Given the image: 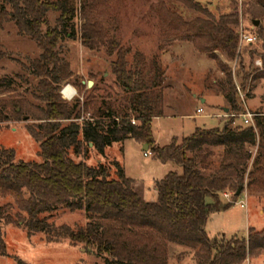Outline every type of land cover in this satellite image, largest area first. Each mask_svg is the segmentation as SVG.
Here are the masks:
<instances>
[{"label":"trees","instance_id":"trees-1","mask_svg":"<svg viewBox=\"0 0 264 264\" xmlns=\"http://www.w3.org/2000/svg\"><path fill=\"white\" fill-rule=\"evenodd\" d=\"M179 1L208 19L187 23L176 17L171 27L177 34L189 31L198 52L217 62L226 79L228 114L241 115L244 107L233 72L214 52L221 51L228 62L239 61L237 77L243 90L251 72L259 73L254 68L256 57L263 60L264 70V54L253 50L249 63H244L236 13L216 21L204 6ZM249 2L260 8L264 20V0ZM53 14L56 18L51 23ZM78 19L82 46L90 51L106 47L107 56L115 58L111 72L124 91L118 106L111 101L98 104L92 95L94 88L86 101L61 98L60 84L75 76L70 62L62 59V49L65 41L75 40ZM5 25L14 26L17 34L37 43L40 50L26 66L31 80L36 81L33 99L38 103L21 95L11 101L3 99L16 93L11 80L0 81V125L32 122L27 131L39 143L42 160L16 162L14 152L0 146V199H14L28 216L16 225L29 234H44L48 243L67 240L82 244L86 250L94 249L99 257H106L107 264H169V248L174 245L184 249L183 255L193 253L197 264H244L248 256L264 253V230H249L246 238L228 241L223 235L210 238L206 233L209 217L232 208L240 187L242 192L246 187L249 192L264 193V115L255 112L254 126L245 125L242 118V124L237 125L239 116L227 118L222 127L197 128L187 138H173L169 146L159 147L152 121L164 117L161 87L165 73L156 60L148 64L136 53L129 61V49L115 40L106 41L103 26L91 8L77 14L71 0H0V32ZM257 29L262 36L263 30ZM7 57L0 45V61ZM261 78L264 75H255L250 82ZM126 140L140 142L162 164H174L181 170V174L172 171L156 182V202L145 201L134 190V181L118 162L87 163L91 151L104 158L113 145L120 146L122 152ZM71 151L82 160L70 158ZM216 152L221 159L218 167L213 160ZM225 192L233 195L231 202H222ZM59 207L84 211L88 220L85 227H55L41 218ZM7 214L0 207V221ZM6 223L14 224L11 217ZM1 231L0 252L4 253Z\"/></svg>","mask_w":264,"mask_h":264},{"label":"rangeland","instance_id":"rangeland-1","mask_svg":"<svg viewBox=\"0 0 264 264\" xmlns=\"http://www.w3.org/2000/svg\"><path fill=\"white\" fill-rule=\"evenodd\" d=\"M191 1L207 8L216 21L221 16L236 13L240 20L236 28L238 34L243 30L245 34H254L258 37L259 41H255L251 46L239 40V53L245 64L249 63L251 51L256 50L264 54V20L260 15V8H256L249 0ZM71 3L77 14L91 8L103 26L106 41L115 40L122 47L130 50L129 61H132L134 54L139 53L145 58L146 63L149 64L153 60L159 63L165 73L161 87L164 117L154 119L152 125L154 139L157 140L159 147L170 145L172 137L181 141L197 128L222 127L227 120L226 114L222 112L223 108L229 107L222 98L227 92L225 75L211 56L198 52L189 31L181 30L182 32L177 34L171 27L173 25L171 21L176 17L182 22L191 23L196 19H208L207 15L197 12L179 0H71ZM55 18L56 15L53 14L51 23ZM254 21H258L259 25L255 26ZM76 25L75 40L65 41L62 49V59L70 62L75 76L60 84L59 90L61 86L70 84L78 97L86 101L94 88L92 95L97 99L98 104L111 101L116 106L120 105L124 91L118 86L111 72V62L115 58L107 56L106 47L95 51L84 48L79 41L81 27L79 19ZM258 27L263 30L262 36ZM0 45L8 56L0 61V81L4 78L11 80L12 90L16 93L11 97L3 96L5 97L3 99L11 101L12 98L21 95L33 104L38 103L33 99L36 81L31 80L26 69V66L40 54L37 43L17 34L14 26L5 25L0 32ZM214 55L219 62H227L233 72L239 99L244 107L242 114L258 112L264 115V78L257 79L253 84L250 82L255 75L258 77L264 75L261 57H256L254 60V68H258L259 73L251 72V79L247 88L243 90L240 87V78L237 77L239 61L228 62L226 55L218 50ZM258 60L262 64L260 67L255 65ZM88 81H93L94 85L89 87ZM202 99L206 100L204 105ZM197 108L203 109L204 113L197 114ZM219 116H222L221 119ZM256 122L254 120V124ZM238 124H242L241 118H238ZM31 125L30 121H10L0 125V146L12 150L16 162L42 161L39 157V143H36L27 131V126ZM122 149L121 152L120 146L113 145L107 149L104 158L91 151L87 163L94 165L97 162L102 164L118 162L123 167L124 174L135 181L134 189L138 191L140 188L145 192L146 200H152L151 194L157 180L163 179L172 171L181 174V170L174 164L164 165L152 154L145 157L146 151L140 142L126 140ZM69 157L76 161L82 160L75 158L72 151ZM219 157L216 152L213 158L214 167H218L221 161ZM113 171L115 172V169ZM221 200L223 203L231 202L232 197L227 199L222 195ZM207 201L211 202L210 199ZM233 205L230 210L208 219L206 233L210 238L223 235L228 241L233 237L246 238L249 230L256 232L264 230V193H252L245 187ZM0 207L8 212L0 221L2 240L6 246L5 252H0V264H107L106 257H99L94 249L86 250L82 244L73 245L67 240L48 243L44 234H29L24 227L16 225L26 220L28 216L19 209L14 199H0ZM8 217L12 218L14 224L6 223ZM41 218L55 227L65 225L75 230L85 227L88 222L84 211L72 212L63 207L43 214ZM182 253H184L183 248L170 246L169 264H197L193 253L185 255ZM244 264H264V253L259 256H248Z\"/></svg>","mask_w":264,"mask_h":264},{"label":"built area","instance_id":"built-area-1","mask_svg":"<svg viewBox=\"0 0 264 264\" xmlns=\"http://www.w3.org/2000/svg\"><path fill=\"white\" fill-rule=\"evenodd\" d=\"M239 37H240V41L241 42H245L247 44H250L252 45L255 41L258 40V37H256L254 34L251 35V34H245L243 30L240 31L239 33ZM255 65L260 67L262 64H261V61L258 60L255 62ZM71 87V90L69 91V88ZM60 95H61V98L66 101V102H70V101H73L75 100L76 98H79L78 97V94L77 92L75 91V89L69 84V85H65V86H61L60 90ZM198 114H202L203 113V110L200 109L197 111ZM240 118H242V121H244V124L245 125H250V126H254V118L256 116V114H252L250 112H246L245 114H241V115H238ZM237 115L235 114H226L225 117L226 118H231V119H234V118H237L238 117ZM132 124L135 125L134 122H132ZM151 155L150 152L146 151L144 153V156L147 157ZM223 196L227 199H230L233 195L231 193H224ZM241 206L244 207L243 204H240Z\"/></svg>","mask_w":264,"mask_h":264},{"label":"crops","instance_id":"crops-1","mask_svg":"<svg viewBox=\"0 0 264 264\" xmlns=\"http://www.w3.org/2000/svg\"><path fill=\"white\" fill-rule=\"evenodd\" d=\"M259 41V40H258ZM257 41V42H258ZM250 45V44H249ZM253 45V44H252ZM251 46V45H250ZM222 94V93H221ZM220 94V95H221ZM223 96V97H222ZM221 97L225 100V97H224V95H222ZM202 104L204 105V103L206 102V100L205 99H202ZM225 102H226V100H225ZM201 108H197V110H196V113H197V111L198 110H200ZM225 109H227V108H223V113H224V115L225 114H227L224 110ZM203 110V109H202ZM203 113H204V111H203ZM202 113V114H203ZM198 114V113H197ZM199 115H201V114H199ZM221 117L222 116H219V119H221ZM163 117H161V118H154V119H162ZM154 121V120H153ZM153 121H152V123H153ZM225 123V122H224ZM153 125V124H152ZM173 138H176V137H172L170 140H171V143H172V139ZM156 144L158 145V143H157V140H156ZM159 146V145H158ZM169 146V145H168ZM143 149H144V146H143ZM145 151V150H144ZM162 180V179H161ZM161 180H157L156 182H159V181H161ZM156 182H155V184H154V187H153V192H152V194H151V199L152 200H146V196H145V192L142 190V189H140L139 188V190L138 191H136L135 189V191L139 194V195H141L142 196V198L145 200V201H147V202H156V199H157V191H154V188H155V185H156ZM134 184H135V181H134ZM135 188V187H134ZM230 210V209H229ZM228 211V210H227ZM226 212V211H225ZM220 214V213H219ZM214 215H216V214H213V215H211L210 217H209V219L212 217V216H214Z\"/></svg>","mask_w":264,"mask_h":264},{"label":"water","instance_id":"water-1","mask_svg":"<svg viewBox=\"0 0 264 264\" xmlns=\"http://www.w3.org/2000/svg\"><path fill=\"white\" fill-rule=\"evenodd\" d=\"M254 25H255V26H258V25H259V22H258V21H254ZM87 85H88L89 87H92V86L94 85V83H93V81H88V82H87ZM202 103H203V102H202ZM224 111H225L226 113H228V109H225ZM91 146H92V144H91ZM144 150L147 151V147H146V146H144ZM241 192H242V188L240 187V189H239L238 192L236 193V196L239 197L240 194H241Z\"/></svg>","mask_w":264,"mask_h":264}]
</instances>
